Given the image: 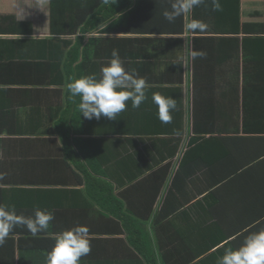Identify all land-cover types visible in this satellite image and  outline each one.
Returning <instances> with one entry per match:
<instances>
[{
  "label": "crops",
  "instance_id": "crops-1",
  "mask_svg": "<svg viewBox=\"0 0 264 264\" xmlns=\"http://www.w3.org/2000/svg\"><path fill=\"white\" fill-rule=\"evenodd\" d=\"M173 2L0 0V205L14 206L24 217H34L37 209L54 214L41 233L33 235L23 225L10 232L0 244V264H47L57 236L76 226H86L91 241V252L80 264H147L130 244L125 221L133 232L135 226L145 230L137 237L145 235L158 255L172 251L169 264H195L197 243L206 248L215 241L206 228L215 221L226 234L236 225L245 229L210 247L207 255L230 241L229 250H236L250 235L264 231V133L242 130L244 116L250 115L246 106L255 109L249 120L253 129L259 128L260 118L264 122L256 110L264 106L262 73L250 69L253 83L245 88L242 82L244 39L250 38L254 55L264 53V0H218L216 31L210 35L187 27L201 21L193 17L196 7L174 22L166 20L163 12ZM105 6L120 12L105 23L95 16L83 32L82 16L92 11L90 19L107 11ZM202 22L210 27L206 19ZM200 37L206 39L197 41ZM114 49L126 69L146 79L147 98L138 109L127 101L116 120H88L79 110L80 97H72L66 86L86 75L99 78ZM85 59L87 68L82 67ZM153 93L176 100L169 123L159 119ZM213 116L216 136H241L229 139L234 164L241 160L240 174L217 185L215 179L227 175L231 162L224 168L211 163L218 146L192 141L211 137L199 136L194 124ZM63 119L86 123V131L51 129ZM236 123L241 132L227 127ZM135 130L141 135L131 134ZM171 153L172 158L161 161ZM119 155L144 157L146 174L119 186L115 178L124 176L121 169L135 170L127 159L118 165ZM214 169L218 177L211 174ZM101 172L110 174L103 178ZM213 191L210 211L193 210ZM185 217L187 223L203 218L206 224L184 235Z\"/></svg>",
  "mask_w": 264,
  "mask_h": 264
},
{
  "label": "clouds",
  "instance_id": "clouds-1",
  "mask_svg": "<svg viewBox=\"0 0 264 264\" xmlns=\"http://www.w3.org/2000/svg\"><path fill=\"white\" fill-rule=\"evenodd\" d=\"M203 2L204 0H174L171 10L163 12V16L169 22H174L177 17L186 15ZM213 10H220L218 0H213ZM187 27L195 30L203 29L205 25L202 21L193 20ZM199 55L203 56L204 53ZM112 57L108 65L101 68L99 78L95 74L86 75L66 86L72 97H80L79 110L88 120H99L101 117L116 120L117 115L126 109L127 101L131 100L132 107L138 109L147 98L146 79L139 77L134 70L125 68L118 50H113ZM152 100L157 105L159 119L163 123H169L172 119L171 112L176 108V100L160 93H153ZM53 219L51 211L37 209L34 217H24L17 215L14 206L0 205V244L18 225L25 226L36 235L45 231ZM90 252L89 229L86 226H76L57 236L54 247L47 256V264H80L81 258ZM220 264H264V231L250 235L240 248L227 251Z\"/></svg>",
  "mask_w": 264,
  "mask_h": 264
},
{
  "label": "trees",
  "instance_id": "trees-1",
  "mask_svg": "<svg viewBox=\"0 0 264 264\" xmlns=\"http://www.w3.org/2000/svg\"><path fill=\"white\" fill-rule=\"evenodd\" d=\"M116 0H112V2H115ZM111 2V1H110ZM206 7V9L200 10V5L196 6V9L193 12V17L194 19H199V17H201V21L203 20H207V25L210 26L209 28H197L194 30V32H196L197 34H214L216 29L214 26V12H213V0H204L203 2ZM108 7L105 6L104 10H106ZM92 10V9H91ZM92 12V11H87L84 16H82L81 21L86 22V25L83 29V32H86L87 30H90L92 24L91 21L93 20V18L95 16L97 17H101L102 19L100 20L101 22L105 23V21L110 20V18H113L115 16V14H118L120 12V9H115V10H108L107 11H100L99 13H96L95 15H92V17H90V19H88V14ZM81 17V16H80ZM79 17V19H80ZM74 28V29H73ZM69 30V29H68ZM77 27H72V29H70V31H76ZM65 29H55V32H64ZM66 34V33H65ZM206 38L204 37H200V39L198 38L197 41H202ZM250 40V38H246L244 39V51H243V75H242V82L245 88H249V86L253 83V79L252 76L249 75V70L250 69H254L256 70L258 73H262L261 76L259 77H264V53L263 51L261 52L262 54L258 55V57L256 55H254V52H250L249 47H248V41ZM80 43L77 46L76 49L80 48ZM262 56V57H261ZM260 58V60L258 59ZM78 60V56L76 54L75 59L70 60V67H72V65L77 62ZM263 61V62H262ZM90 63V62H89ZM83 64V68H87V59L84 60ZM254 79H257V77H254ZM74 80L71 79V82H73ZM249 91V90H246ZM248 93V92H247ZM264 93H262L263 95ZM264 97V96H263ZM246 111L250 112V115L248 116H244V122H243V127L242 130L243 132L247 133V134H259V133H264V122H262L263 120H261V118L259 119V122L255 123L256 127H259L258 129H253L251 126V123L249 122L250 119H252V112L255 111V109H251L248 108L247 106L245 107ZM196 111L198 110L195 109ZM256 110H259V114H264V106L257 108ZM197 113V112H196ZM195 113V118L197 117ZM215 113V110H214ZM210 115V114H209ZM77 119V118H75ZM264 119V118H262ZM215 116H213V118L211 119L210 117L207 119V122H197L195 121L194 124V131L200 136L202 135H210V138H205V137H197L195 139H192V141L196 144H198L200 141H204V142H208L209 145L214 144L217 145L218 147L214 148V150H216V154L215 157L213 156L212 159H214L213 161H211V163L213 164H217L220 162V164L224 167H226L230 162H231V167L227 168V171H229L227 173V175H225V173H220V179H218V173L217 171L214 169L213 172H211V174L214 177H218L217 179H215L214 184H223L224 181L227 178H238L239 176V172L241 170V162L239 164V161H235L236 163L234 164V154L232 152V147L229 145V139L231 141L233 140H239V138L241 139V136H228V137H219L216 136V130H215ZM256 120H258L256 118ZM212 121V122H211ZM78 123V122H77ZM76 123V120L73 122L71 120L68 121L66 119L60 120L57 123L54 124V128L51 127L52 130L54 131H62V132H82V131H86L85 129L87 128L86 123L85 124H81L80 126H78ZM232 126V131H239L241 132V125H239L238 123L234 124V125H227V127H231ZM85 128V129H84ZM260 131V132H259ZM259 132V133H257ZM131 134H136V135H141L139 130H135L134 132H132ZM157 148V147H156ZM231 148V149H230ZM174 156V153H171L168 155V157H162L163 158L161 161H166L169 158H172ZM123 158V159H122ZM151 158V157H150ZM156 157H153L152 159L154 160ZM126 159L129 160V163H132L134 166V171L132 169H129L130 171L128 172H124V170L121 172L124 173V176H118V177H113L115 178V181L117 182V184L120 186L121 184H126V183H132L134 181L139 180L141 177H143L146 174L147 170H144V168H142V163L145 160L144 157H141L139 155H135V156H128V157H122L121 155L118 156V165H120L121 161H123V164L126 163ZM184 161V158H183ZM131 164V165H132ZM157 165V164H156ZM153 167H150V169ZM103 178L106 177L107 175H109V172H101ZM223 177V178H221ZM120 181V182H119ZM101 184H105V182L101 183ZM107 184V183H106ZM111 190L114 189L112 187V185L108 186ZM220 189V187H219ZM218 191V190H216ZM212 198H216L215 196V191L211 192L208 196H206L201 202L199 201L197 203V205L193 208V210H195L196 212H198V214L200 213V208H204L203 210L205 211H210L211 208L214 206V199ZM120 201V199H118ZM211 200V201H210ZM183 213H186L185 211H183ZM185 216H187V213L185 214ZM183 224V228H182V233L184 235H186L187 232L191 231L192 233L194 231H199L201 230L202 226H204L206 223L203 220V218H197L196 220H192L191 223H187L189 222V220L185 217L183 218L182 221ZM217 221L211 223L210 225H208L207 228V232L209 235L213 234V238H214V242L209 246L204 248L202 245H200V243H197L195 250L192 252L194 255V258L192 259V261L197 260V262L195 264H220V260L222 259V257L225 255V249L231 248L229 245H232L233 242H228L226 244H224L223 247L219 248L218 251L216 253H213L211 255H207L208 254V249L210 247L212 248H216L219 247L222 243L226 242L227 240H229L231 238V236H234L236 232H241L245 229V227H241L240 226H234L233 227V231L229 234H226L225 232H223L220 228H219V223L216 224ZM128 232H129V241L131 245H134L135 247L138 248V252L141 253L142 256H144L145 261H147V264H169L168 259L170 260V258H173V256H175L173 254L172 251H167L165 252V257L164 254H162V252L158 253L153 251V246H152V242L146 238L145 235H142L140 237H137L138 235L136 234H141V233H145V230L141 229L139 226H135L133 229H135L136 232H133L131 230V228H129L127 226V222H124ZM132 225V224H131ZM130 225V227H131ZM136 239H139L140 242H137ZM205 244V243H203ZM141 246H143V250L141 248ZM162 246V245H161ZM166 247V245H165ZM225 247V249H223ZM234 251V250H232ZM160 253L162 254L164 261L160 260ZM162 258V259H163ZM13 264V263H11ZM183 264V263H182Z\"/></svg>",
  "mask_w": 264,
  "mask_h": 264
}]
</instances>
